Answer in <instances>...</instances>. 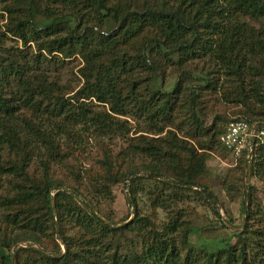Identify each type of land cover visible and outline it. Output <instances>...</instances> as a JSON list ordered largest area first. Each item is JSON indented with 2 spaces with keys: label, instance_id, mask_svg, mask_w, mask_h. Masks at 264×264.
<instances>
[{
  "label": "trees",
  "instance_id": "16d2710c",
  "mask_svg": "<svg viewBox=\"0 0 264 264\" xmlns=\"http://www.w3.org/2000/svg\"><path fill=\"white\" fill-rule=\"evenodd\" d=\"M7 1L13 5L4 6L10 17L4 31L23 49L0 56V190L5 185L10 193L0 195V264H11V258L12 264H264V206L254 203L251 187H241V230L215 251L189 245L192 229L177 207L189 194L215 204L198 178L204 151L215 142L220 146L225 124L216 130L215 122L203 127L197 121L201 93L242 108L234 119L264 130V0H0V5ZM105 26L110 31L102 32ZM35 52L76 55L83 63L81 87L66 99V88L50 80L45 60ZM172 56L180 67L207 59L201 84L183 90L177 81L170 91L142 93L135 71L145 81H162V67ZM183 94L188 118L178 122ZM85 101L108 106V112ZM114 116L134 122L135 136L127 138L128 124ZM76 126L124 133L126 145L113 158L104 153L98 173L68 172L71 183L64 184L49 173L64 167L62 136L71 140ZM32 161L40 182L27 175ZM238 161L264 181V143ZM119 183L132 212L114 223L98 208ZM140 194L149 209L163 212L161 221L142 214ZM213 214L220 219L215 207Z\"/></svg>",
  "mask_w": 264,
  "mask_h": 264
},
{
  "label": "rangeland",
  "instance_id": "374dc122",
  "mask_svg": "<svg viewBox=\"0 0 264 264\" xmlns=\"http://www.w3.org/2000/svg\"><path fill=\"white\" fill-rule=\"evenodd\" d=\"M13 4L7 1L0 5V56H5L8 49L11 51L23 49L20 47V42L7 34L4 27L9 24L10 17L4 10V6L10 9ZM240 22H244L256 29V25L247 17H240ZM95 30V29H93ZM110 31V27H103L102 32ZM28 51L33 52V44H29ZM38 52H35L37 54ZM41 60H45L47 69L50 72V80L58 81L66 92L64 97L67 99L71 97L82 85L79 70L83 67V63L76 56L68 59H63L58 53H52L48 56L40 54ZM45 56V59L42 57ZM164 67H162V81L158 77H153L151 81H145L146 76L140 71H135V80H139L138 86L142 93L160 89L162 91H170L175 82L180 81L181 88L185 90L187 87H193L201 84L203 78L202 73L207 69V59L194 60L186 63L183 67L177 64V57L172 56ZM49 60V63L47 62ZM164 63V62H162ZM183 72L184 75H181ZM149 83V87H145ZM199 102L196 104L195 115L197 121L203 127H207L215 122V129L219 130L228 120L240 117L242 108L226 103L218 94H210L208 92L201 93ZM87 105L96 111L108 112V106H96L92 101ZM182 107L178 122L183 119V122L188 118V103L185 94L181 99ZM97 107V108H96ZM117 120L125 121L129 126V133L126 136L134 137V130L137 128L136 124L125 117L114 116ZM125 126V123H124ZM125 134L120 135L118 131H110L107 134H97L93 130L83 129L81 126L75 127V134L70 140L66 136H62L61 140V154L65 157V165L62 168H52L49 173L51 179L61 180L64 184L71 183L67 179L69 174H77L80 176H92L98 173L96 164L101 161L103 154L107 153L111 158L123 149L126 145ZM205 165L203 172L198 178V183L208 189L214 197L215 204L205 203L199 196L189 194V200L183 204L177 205L178 208L184 211L186 220L192 229V233L188 236V243L191 246L197 247L202 251H215L220 249L222 243L233 232H239L243 224L241 213V187L247 186L253 189L254 203L259 206H264V181H260L254 175L248 173V168L243 169V165L239 162V158L234 157L228 151L224 150L215 142V146L209 150H205ZM138 164V163H137ZM243 173V174H242ZM27 175L38 182L41 181L42 174L39 170L36 161H32L27 169ZM141 186L151 185L149 181H141ZM127 183L125 182V186ZM124 183H119L111 188L112 197L102 201L98 208L101 215L108 217L114 223L120 222L126 217L131 218L130 213L132 209L128 206L126 201L127 190ZM7 186H3L0 190V195L10 193L6 191ZM194 190V189H192ZM139 207L142 214L148 216L151 220L158 222L164 218L161 210H152L148 207V202L144 194L138 197ZM248 205V204H247ZM217 209L220 217L217 218L213 214V209ZM157 222V223H158ZM250 225L256 227L255 220L250 221ZM235 237L230 241L232 244ZM12 259V258H11ZM13 259L11 260V264Z\"/></svg>",
  "mask_w": 264,
  "mask_h": 264
},
{
  "label": "built area",
  "instance_id": "2783aa9c",
  "mask_svg": "<svg viewBox=\"0 0 264 264\" xmlns=\"http://www.w3.org/2000/svg\"><path fill=\"white\" fill-rule=\"evenodd\" d=\"M220 146L239 158L244 154L248 160L257 146L264 143V130L245 120H228L218 136Z\"/></svg>",
  "mask_w": 264,
  "mask_h": 264
},
{
  "label": "water",
  "instance_id": "95a60500",
  "mask_svg": "<svg viewBox=\"0 0 264 264\" xmlns=\"http://www.w3.org/2000/svg\"><path fill=\"white\" fill-rule=\"evenodd\" d=\"M261 125H264V123H261ZM62 251L64 252V249H62ZM12 260V259H11Z\"/></svg>",
  "mask_w": 264,
  "mask_h": 264
}]
</instances>
